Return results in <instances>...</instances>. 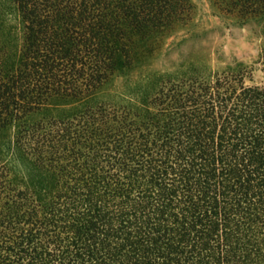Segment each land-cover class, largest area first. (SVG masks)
<instances>
[{"label": "trees", "instance_id": "obj_1", "mask_svg": "<svg viewBox=\"0 0 264 264\" xmlns=\"http://www.w3.org/2000/svg\"><path fill=\"white\" fill-rule=\"evenodd\" d=\"M13 1L0 134L27 169L0 155V264H264V0H210L260 39L251 64L165 80L135 107L96 95L190 0Z\"/></svg>", "mask_w": 264, "mask_h": 264}, {"label": "rangeland", "instance_id": "obj_2", "mask_svg": "<svg viewBox=\"0 0 264 264\" xmlns=\"http://www.w3.org/2000/svg\"><path fill=\"white\" fill-rule=\"evenodd\" d=\"M190 1L194 5L191 19L150 42L132 68L114 76L100 90L97 100L135 107L165 80L195 75L210 78L234 59L252 63L260 39L248 28L231 25L221 18L210 0ZM0 26L7 47L14 54L20 47L22 33L13 0H0ZM254 76H259L258 70ZM0 155L15 177L25 174L27 168L14 150L12 129L0 134ZM17 182L24 184V180Z\"/></svg>", "mask_w": 264, "mask_h": 264}]
</instances>
